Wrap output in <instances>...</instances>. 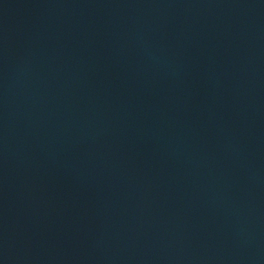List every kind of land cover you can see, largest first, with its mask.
Masks as SVG:
<instances>
[{"label":"water","instance_id":"water-1","mask_svg":"<svg viewBox=\"0 0 264 264\" xmlns=\"http://www.w3.org/2000/svg\"><path fill=\"white\" fill-rule=\"evenodd\" d=\"M0 264H264V0H0Z\"/></svg>","mask_w":264,"mask_h":264}]
</instances>
